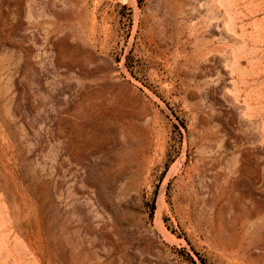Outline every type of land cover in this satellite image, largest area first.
I'll use <instances>...</instances> for the list:
<instances>
[{"label": "rangeland", "instance_id": "374dc122", "mask_svg": "<svg viewBox=\"0 0 264 264\" xmlns=\"http://www.w3.org/2000/svg\"><path fill=\"white\" fill-rule=\"evenodd\" d=\"M0 264H264V0H0Z\"/></svg>", "mask_w": 264, "mask_h": 264}, {"label": "trees", "instance_id": "16d2710c", "mask_svg": "<svg viewBox=\"0 0 264 264\" xmlns=\"http://www.w3.org/2000/svg\"><path fill=\"white\" fill-rule=\"evenodd\" d=\"M138 1H139L140 4H142V2H143L144 0H138ZM152 209H155V206H153Z\"/></svg>", "mask_w": 264, "mask_h": 264}, {"label": "bare ground", "instance_id": "6f19581e", "mask_svg": "<svg viewBox=\"0 0 264 264\" xmlns=\"http://www.w3.org/2000/svg\"><path fill=\"white\" fill-rule=\"evenodd\" d=\"M160 224H161V223H158V226H161Z\"/></svg>", "mask_w": 264, "mask_h": 264}]
</instances>
